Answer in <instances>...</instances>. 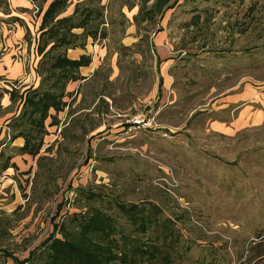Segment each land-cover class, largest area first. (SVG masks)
<instances>
[{"label":"rangeland","instance_id":"374dc122","mask_svg":"<svg viewBox=\"0 0 264 264\" xmlns=\"http://www.w3.org/2000/svg\"><path fill=\"white\" fill-rule=\"evenodd\" d=\"M174 2L162 14L158 1L103 0L107 39H89L69 55L90 56L94 70L68 86L69 108L45 137L41 156L58 159L45 167L57 182L45 186L31 158L0 175V250L22 262L60 214L70 225L83 207L97 205L121 234L168 253L155 264H264V124L227 134L207 114L245 86L264 92V1ZM16 4L0 0V93L39 84L21 74L35 72L41 18L33 4ZM157 43L168 50L163 58ZM137 117L145 119L140 127ZM114 200L149 209L175 236L164 238L163 226L135 229ZM0 264L15 262L0 256Z\"/></svg>","mask_w":264,"mask_h":264},{"label":"trees","instance_id":"16d2710c","mask_svg":"<svg viewBox=\"0 0 264 264\" xmlns=\"http://www.w3.org/2000/svg\"><path fill=\"white\" fill-rule=\"evenodd\" d=\"M49 1L30 0L41 18L38 29L40 34L35 41L36 60H39L34 66L39 84L28 88L22 85L20 88L4 91L9 94L11 101V107L7 111L16 107L17 112L6 125L7 136L0 141V175L9 169L18 170L12 160L17 156L27 155L37 160L38 173L44 171L45 186L53 179L57 182L59 178L53 169L58 159L41 156L45 137L49 134L48 128L60 124L58 114L69 108V103L65 100L70 96L68 86L85 80L80 71L92 64L90 56L80 55L73 59L69 57V52L84 50L89 39H107L103 27V0H76L74 11L70 15L66 13L73 0ZM151 1L160 3L162 14L175 4H172L174 0H144V3L146 5ZM145 10L146 7L142 9V14ZM146 16L151 17L150 11L146 12ZM14 20L23 24L20 19ZM158 60L160 61L159 58ZM162 86L161 78L159 91ZM2 97L3 91L0 93V109ZM19 138L24 140V145L21 148L11 147ZM52 151V147H49L46 153L52 154ZM46 163L53 164V167L45 170ZM71 191L73 190L69 187V192ZM79 192L84 193L82 190ZM85 195L90 199L95 198L87 192ZM114 204L135 229L147 233L163 226L161 235L164 238L171 235L166 233L168 230L172 232L166 222L163 225L162 219L150 216L149 209L117 200H114ZM59 216L57 222L54 220L53 233L28 259L20 262L9 252L2 250L0 256L12 259L15 264H155L169 258L167 252L149 240L144 242L130 234H121L118 220L106 213L101 206L83 207L78 214L73 215L70 225L64 222L65 214ZM58 234L62 237L58 238ZM172 235L175 236L174 233ZM173 242L176 243L177 238ZM167 247L170 249L171 245ZM38 250L40 253L37 256Z\"/></svg>","mask_w":264,"mask_h":264},{"label":"crops","instance_id":"0c3cea01","mask_svg":"<svg viewBox=\"0 0 264 264\" xmlns=\"http://www.w3.org/2000/svg\"><path fill=\"white\" fill-rule=\"evenodd\" d=\"M26 4L27 6H29L31 2H29V0H17L16 6H22L25 8ZM14 12L15 11H13V13ZM156 49H158V54L160 58H163L168 54L167 48L161 46V43H157ZM70 54L71 51L69 52V55ZM72 58L76 59L75 57ZM92 70L94 69L91 64L90 67L81 69L80 73L86 79L88 75L91 74ZM16 72L18 75H20L22 73V69L18 67L16 69ZM21 75H32L33 78L35 77V80L38 79L34 70H32V73L30 74L25 71ZM27 84L28 83H26L25 85ZM1 107L2 111L4 110V114L0 117V120L2 122L0 125V141H2L7 136L6 125L17 112L16 107H13L11 108V110L7 111V109L11 107V101L9 94H6L4 92L3 97L1 99ZM210 113L214 114L217 117L214 118L212 122V128L216 130H222L223 133L232 134L242 129H248L260 125L262 126L264 124V92H258L250 86H245L244 89L241 91L229 93L228 95L217 99L214 104V108L208 110L207 112V114ZM23 145L24 140L19 138L12 144L11 147L21 148ZM18 158L23 159L24 161H26L27 158L33 159L32 157L27 155L17 156L12 160V162L16 165ZM10 170L13 169H9L3 174H8Z\"/></svg>","mask_w":264,"mask_h":264},{"label":"built area","instance_id":"2783aa9c","mask_svg":"<svg viewBox=\"0 0 264 264\" xmlns=\"http://www.w3.org/2000/svg\"><path fill=\"white\" fill-rule=\"evenodd\" d=\"M138 121L132 122L135 126L140 127L142 123H144L145 119H142L140 117L136 118ZM149 122H151L150 120H148Z\"/></svg>","mask_w":264,"mask_h":264}]
</instances>
